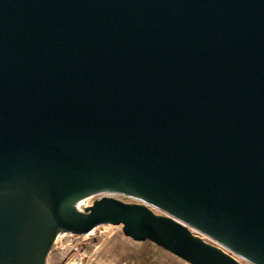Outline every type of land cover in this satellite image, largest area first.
I'll return each mask as SVG.
<instances>
[{
  "label": "water",
  "instance_id": "obj_1",
  "mask_svg": "<svg viewBox=\"0 0 264 264\" xmlns=\"http://www.w3.org/2000/svg\"><path fill=\"white\" fill-rule=\"evenodd\" d=\"M104 222L264 264V0H0V264Z\"/></svg>",
  "mask_w": 264,
  "mask_h": 264
},
{
  "label": "rangeland",
  "instance_id": "obj_2",
  "mask_svg": "<svg viewBox=\"0 0 264 264\" xmlns=\"http://www.w3.org/2000/svg\"><path fill=\"white\" fill-rule=\"evenodd\" d=\"M116 198L129 203H145L156 213L169 216L165 210L149 204L143 199H135L126 194ZM113 227L106 231V228ZM192 234L217 246L242 264H252L243 257L235 255L217 240L187 226ZM44 264H193L150 239H134L127 235L123 225L101 223L93 234L55 233L44 254Z\"/></svg>",
  "mask_w": 264,
  "mask_h": 264
},
{
  "label": "bare ground",
  "instance_id": "obj_3",
  "mask_svg": "<svg viewBox=\"0 0 264 264\" xmlns=\"http://www.w3.org/2000/svg\"><path fill=\"white\" fill-rule=\"evenodd\" d=\"M121 195V193H119V192H116L114 195L116 196V195ZM126 195H128V196H132V197H134L135 199H142V198H140V197H137V196H135V195H132V194H126ZM144 200V199H143ZM181 221V220H180ZM182 222V221H181ZM104 223H108V224H110V225H114L113 223H111V222H104ZM100 224V223H99ZM99 224H97V225H99ZM97 225H94L90 230H88L87 232H83V233H75V234H93V232H94V229H95V227L97 226ZM118 225H120V224H118ZM111 228H113V227H108V228H106V231H108L107 232V234L109 233V230H111ZM58 233L61 235H69V234H74V232H72V231H69V230H65V229H61V230H58ZM224 251V250H223ZM225 252V251H224Z\"/></svg>",
  "mask_w": 264,
  "mask_h": 264
}]
</instances>
